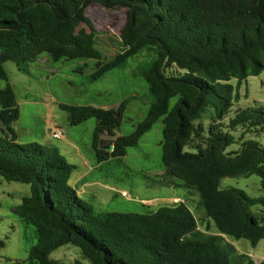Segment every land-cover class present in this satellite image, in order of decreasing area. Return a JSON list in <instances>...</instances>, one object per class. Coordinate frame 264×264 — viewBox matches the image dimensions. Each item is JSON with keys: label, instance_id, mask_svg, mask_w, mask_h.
Segmentation results:
<instances>
[{"label": "trees", "instance_id": "trees-1", "mask_svg": "<svg viewBox=\"0 0 264 264\" xmlns=\"http://www.w3.org/2000/svg\"><path fill=\"white\" fill-rule=\"evenodd\" d=\"M93 4L124 8L127 17L120 34L123 50L97 63L87 80L93 83L111 70L126 69L129 60L144 51L153 53L156 58L142 62L137 71L148 84L150 107L131 134L113 142L110 152L102 148L101 138L119 130L134 96L117 109L60 103L69 125L96 120L92 149L98 162H104L124 157L127 148L137 147L161 121L166 172L197 191L208 212L216 201L227 202L236 221L213 213L218 231L246 239L255 248L264 239V225L250 207L264 204V199H253L240 189L220 190L219 182L255 174L264 188V147L250 140L240 152H226L235 136L222 125L206 130L196 122L210 110L223 119L242 83L264 70V0H0V78L9 81L5 63L31 64L42 54L54 61L90 58L80 37L43 24L39 13L59 27L78 26ZM174 68L181 73L170 75ZM0 105V119L8 132L2 129L0 137V176L31 189L30 196L13 209L37 230L38 241L26 264H60L50 255L68 244L78 247L92 264H264V259L233 254L218 236L199 232L185 203L145 213L96 212L70 186L77 167L59 149L17 142L11 124L19 119V108L9 82L0 89ZM237 128L263 131L264 110L240 111L227 127Z\"/></svg>", "mask_w": 264, "mask_h": 264}, {"label": "rangeland", "instance_id": "rangeland-1", "mask_svg": "<svg viewBox=\"0 0 264 264\" xmlns=\"http://www.w3.org/2000/svg\"><path fill=\"white\" fill-rule=\"evenodd\" d=\"M126 13L127 10L124 8L105 9L93 4L86 9L80 25L59 27L40 12L39 17L43 24L55 30L76 34L85 43L92 56L86 59L54 61L49 55L42 54L31 64L15 62L4 64L8 82L14 89L19 108V119L11 124L19 142H37L45 146L41 141L42 137L47 135L44 128L47 122L53 121L63 129L64 134L74 145L81 148L85 159L76 156L74 145L65 144L64 141H54V146L67 161L77 167L70 179V186L74 189H76L75 177L88 171L91 166L100 164L91 148L96 120L91 119L72 127L69 125L67 112L62 110L58 103L78 106L76 104L79 101L91 100L114 104L117 100L122 102L123 99L135 94L129 109L123 112L121 128L118 130L120 136L131 134L135 129L134 126L145 118L149 110L148 84L137 75V71L142 62L156 58L153 53L144 51L134 56L129 60L126 69H115L101 81L90 83L86 77L95 70L97 63L106 62L123 50L120 34L126 23ZM178 73L181 72L175 68L169 71L170 75ZM131 75L136 79L133 80ZM8 82L0 78V89H4ZM231 83L237 85L236 80ZM85 87L87 93L81 96V89L85 90ZM102 90L107 94L101 95L99 101L96 94ZM96 99L98 101H95ZM175 102L176 99H173L171 105ZM117 107L113 106V109ZM251 108L264 110V70L260 75L251 76L242 83L238 89V97L223 119H217L213 110H210L196 123L203 125L206 130L211 125L219 124L231 132L236 142L230 145L226 152H240L244 148V143L250 140L264 147V130L227 129L230 120L237 113ZM161 125V121L156 123L152 130L141 138L137 147L127 148L125 157L109 158L100 167L97 166L87 181L92 183L94 180H101L102 183L95 187L93 182L87 194L83 195L84 199L99 213L154 212L162 206L185 203L197 219L199 232L218 236L220 243L235 255H243L255 260L264 259V239L253 248L246 239L236 240L218 231L212 218L213 213H222L230 220L236 221L233 209L227 202L216 201L214 210L208 212L201 206L197 191L185 187L181 180L166 172L162 161ZM0 127L5 129L1 121ZM5 131L7 132L6 129ZM115 135V133L113 135L106 133L102 136V148L105 151L112 150ZM0 137H3L2 132ZM232 188L245 191L253 199H264L262 179L255 174L224 177L220 180V190ZM30 194V185L7 181L0 176V242H4V245L0 244V264H26L30 249L37 244L36 228L27 225L13 213V209L21 205L22 200ZM250 211L260 224L264 225V204L256 203L250 207ZM50 259L59 261L60 264H92L78 247L71 244L55 250L51 253Z\"/></svg>", "mask_w": 264, "mask_h": 264}, {"label": "crops", "instance_id": "crops-1", "mask_svg": "<svg viewBox=\"0 0 264 264\" xmlns=\"http://www.w3.org/2000/svg\"><path fill=\"white\" fill-rule=\"evenodd\" d=\"M47 59V58H46ZM96 69V68H95ZM115 70V69H114ZM121 70H124V69H121ZM95 70H93V72H94ZM113 70H111V71H109L108 73H110V72H112ZM92 72V73H93ZM91 73V74H92ZM108 73H106L102 78H100L99 80H97V81H95V82H98V81H101V80H103L106 76H107V74ZM88 75H90V74H88ZM87 75V76H88ZM86 76V77H87ZM131 78L134 80V79H136L133 75H131ZM95 82H93V83H95ZM86 89H87V87H85V90H82L81 89V96H83V94H85V93H87L86 92ZM103 94L104 95H106L107 94V92L106 91H104V90H102V91H99V92H97V99H99V101L101 100V97L103 96ZM102 95V96H101ZM132 96V95H131ZM133 96L135 97V94H133ZM130 97V96H129ZM128 98V97H127ZM95 100V101H98V100ZM126 99V98H125ZM124 100V99H123ZM122 100V101H123ZM78 104H76V105H78V106H86V105H97V106H100V107H103V108H107V109H113V106L114 107H117V106H119V104L121 103V100H117L114 104H103L104 102H92L91 100H85V102L82 100V101H79V102H77ZM84 103H86V104H84ZM95 103V104H94ZM131 103H132V101H131ZM131 103H129L128 105H127V107H126V109H125V111H124V113L127 111V109H129V106H130V104ZM58 104H60V103H58ZM139 106V105H138ZM140 107V106H139ZM149 107H150V103H149V105H148V109H149ZM129 118V117H128ZM96 125H97V122H96ZM96 125H95V128H96ZM4 126V125H3ZM5 127V126H4ZM135 127V126H134ZM3 128V127H2ZM2 128L0 127V133L2 132ZM55 128H57V129H61L62 130V132H63V134H64V131H63V129L60 127V126H57L53 121H50V122H47L46 123V126H45V128H44V131L45 132H47V135H45L44 137H42V143L45 145V146H50V147H55L54 145H55V142L54 141H57V142H61V141H64L65 142V144H68V145H74L72 142H71V140L69 139V138H67V136L64 134L63 136H62V138L61 139H55L54 137H52V135H51V132L55 129ZM121 128V127H120ZM161 130H163V124L161 125ZM94 131H95V129H94ZM16 134V133H15ZM116 134V133H115ZM94 135V134H93ZM16 137H17V135H16ZM17 142L18 143H20V144H25V143H22V142H19V140H18V138H17ZM163 142V141H162ZM35 143H37V142H35ZM38 144V143H37ZM40 145V144H39ZM75 146V148H73V149H75V151H76V156L77 157H79V158H81V159H85V157H84V155H83V153H82V151H81V148L79 147V146H77V145H74ZM56 148V147H55ZM91 148H92V145H91ZM126 156V155H125ZM124 156V157H125ZM105 162V161H104ZM103 162H100V164H97V166L98 167H100L101 166V164H102ZM97 166H91L90 167V169L88 170V171H86L85 173H82V174H80V175H78L77 177H75V179H74V186H75V188H76V191H77V193L78 194H80L81 195V197H83V198H85L83 195H85V194H87V190H89L91 187H92V184H93V182H94V185H95V187H96V185L97 184H101L102 182H101V180H94V181H92V183H91V181H87V178L89 177V175H91L92 174V172L94 171V169H96L97 168ZM77 169V168H76ZM74 178V177H73ZM89 180V179H88Z\"/></svg>", "mask_w": 264, "mask_h": 264}, {"label": "built area", "instance_id": "built-area-1", "mask_svg": "<svg viewBox=\"0 0 264 264\" xmlns=\"http://www.w3.org/2000/svg\"><path fill=\"white\" fill-rule=\"evenodd\" d=\"M52 137H54L55 139H61L62 136L64 135L61 129H57L55 128L52 132H51Z\"/></svg>", "mask_w": 264, "mask_h": 264}, {"label": "water", "instance_id": "water-1", "mask_svg": "<svg viewBox=\"0 0 264 264\" xmlns=\"http://www.w3.org/2000/svg\"><path fill=\"white\" fill-rule=\"evenodd\" d=\"M118 115H119V113H117V116ZM0 121H1V119H0ZM1 123H2V125H4L2 121H1ZM115 133H116V135L114 136V139L116 140L118 137H120V132L117 130Z\"/></svg>", "mask_w": 264, "mask_h": 264}]
</instances>
